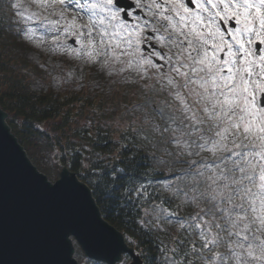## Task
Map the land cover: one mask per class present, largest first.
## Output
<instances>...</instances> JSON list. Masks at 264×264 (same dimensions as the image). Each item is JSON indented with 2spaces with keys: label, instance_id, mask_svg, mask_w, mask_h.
<instances>
[{
  "label": "snow or ice",
  "instance_id": "snow-or-ice-1",
  "mask_svg": "<svg viewBox=\"0 0 264 264\" xmlns=\"http://www.w3.org/2000/svg\"><path fill=\"white\" fill-rule=\"evenodd\" d=\"M31 2L58 17L24 16L59 32L54 42L74 36L88 61L120 64L121 73L134 70L167 89L187 129L180 135L195 137L176 139V146L189 149L188 156L212 157L190 161L177 177L191 173L187 191L177 187L175 194L183 192L182 205L194 213L179 218L156 205L155 224L138 219L146 231L177 225L154 264H264V0H136L147 19L136 15L135 23L126 22L131 14L121 18L118 0ZM81 10L89 13L86 19ZM33 32L27 28L28 39ZM152 42L166 51L146 54L142 46ZM143 188L126 187L122 195H140Z\"/></svg>",
  "mask_w": 264,
  "mask_h": 264
},
{
  "label": "trees",
  "instance_id": "trees-1",
  "mask_svg": "<svg viewBox=\"0 0 264 264\" xmlns=\"http://www.w3.org/2000/svg\"><path fill=\"white\" fill-rule=\"evenodd\" d=\"M14 1L0 0V109L8 115L11 132L38 169L35 153L39 148L52 156L57 168L67 167L75 173L91 190L102 217L123 234L142 264H154L160 257L161 242L171 245L177 225L163 224V232L146 231L138 219L155 224L156 205L177 212L179 218L194 213V208L182 205L183 192L175 194L177 187L187 191L191 173L183 180L177 177L189 168L190 161L211 162L212 157L208 153L188 156L189 149L176 146V139L183 142L195 137L180 135V130L187 129L168 92L137 95L140 110L135 105L126 112L118 111L99 86L104 79L102 70L81 71L70 66L64 71L73 74L68 88L31 91L33 84L45 82L47 70L45 64L26 58L29 48L19 40ZM156 96L165 102L160 107L177 118L174 123L172 119L174 126L165 138L161 137L163 121L156 113ZM140 185L144 186L140 195L134 191L122 195L126 187L135 190ZM74 257L78 264H102L84 258L77 246ZM123 262L128 263L129 258L124 256Z\"/></svg>",
  "mask_w": 264,
  "mask_h": 264
},
{
  "label": "water",
  "instance_id": "water-1",
  "mask_svg": "<svg viewBox=\"0 0 264 264\" xmlns=\"http://www.w3.org/2000/svg\"><path fill=\"white\" fill-rule=\"evenodd\" d=\"M0 109V264H103L141 259L102 217L86 184L67 167L52 183L38 171Z\"/></svg>",
  "mask_w": 264,
  "mask_h": 264
},
{
  "label": "rangeland",
  "instance_id": "rangeland-1",
  "mask_svg": "<svg viewBox=\"0 0 264 264\" xmlns=\"http://www.w3.org/2000/svg\"><path fill=\"white\" fill-rule=\"evenodd\" d=\"M18 2L21 4V7L18 9L14 8V23L19 31V40L29 48V51L26 53V58L31 63L38 65L45 64L47 70L45 82L33 84L31 91L38 93L41 90L53 89L55 92H59L62 88H68L71 85V75L73 74H66L64 71L70 66L81 71L87 68H98L102 70L101 75L104 79L99 86L106 90L110 105L118 111L125 110L126 112L127 109L135 105H138L136 110H140L141 105L139 104L140 101L137 99V95L141 97L147 95L150 91L154 94L157 93L155 79H141L134 70L121 73L119 71L121 67L120 64H109L106 66L103 63V58H99L95 62L88 61V59L83 56L80 45L75 42L74 36L61 37L60 40L54 42L53 38L58 36L59 32L50 31L48 27L43 25L40 19H24V16L30 15L32 12H39L42 16H47L50 20L58 19V17L50 15L51 9H39L32 4L31 0H15L14 4ZM81 2H86V0H81ZM25 9H27V11H25ZM18 13H23V15ZM88 14L89 13L85 10L80 11V15L85 17V19ZM29 27L34 29L32 39H28L25 34ZM69 49L80 50L81 55L77 56L75 52L70 54ZM78 90L79 89L76 88L75 91ZM123 96H127V98L124 99ZM156 101L159 105V108L155 107L156 113L163 121V125L160 128V132H162L161 137L165 138L170 132V129L174 126L172 124L173 116L170 112L160 107L165 103L164 100H160L157 97ZM165 129H167V131H165ZM174 133L176 134V132ZM35 155L40 163V169L38 170L46 175L49 181L54 182L57 180L60 169L53 164L52 156L47 153L46 150H39V148ZM43 169H48V172L43 171ZM120 264L129 263L123 262Z\"/></svg>",
  "mask_w": 264,
  "mask_h": 264
},
{
  "label": "flooded vegetation",
  "instance_id": "flooded-vegetation-1",
  "mask_svg": "<svg viewBox=\"0 0 264 264\" xmlns=\"http://www.w3.org/2000/svg\"><path fill=\"white\" fill-rule=\"evenodd\" d=\"M129 1L132 2L133 7L126 11V14H131V15L127 16L126 22L127 23H135L133 17L136 16V15L141 16L143 19H147V17L144 16V13L137 7L136 0H129ZM141 2H145L146 3V0H141ZM125 4H128L127 1L125 2ZM122 11L123 10L120 9L121 15H122ZM229 27H234V24H230ZM148 35L151 36V33H149ZM142 48L145 50L146 54L148 52H152L154 50H160L161 51V49L158 48V45L155 42H152L151 44H145V45L142 46ZM149 49H150V51H149ZM153 59H154V62L161 63L160 61L155 60L154 57H153Z\"/></svg>",
  "mask_w": 264,
  "mask_h": 264
}]
</instances>
